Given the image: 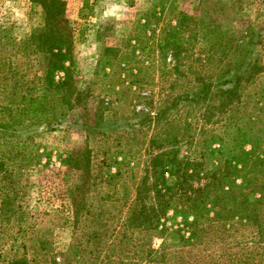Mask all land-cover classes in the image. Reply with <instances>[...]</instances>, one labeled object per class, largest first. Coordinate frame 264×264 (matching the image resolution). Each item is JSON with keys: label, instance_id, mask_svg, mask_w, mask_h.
<instances>
[{"label": "rangeland", "instance_id": "374dc122", "mask_svg": "<svg viewBox=\"0 0 264 264\" xmlns=\"http://www.w3.org/2000/svg\"><path fill=\"white\" fill-rule=\"evenodd\" d=\"M63 1L74 37V107L69 120L61 126L24 122L0 129V187H14L18 192L16 201L22 207L9 222L0 217V264L15 256H24L26 264H99L107 263V257L124 262L133 256L132 251L141 252L139 233L127 243L131 233L126 226L127 208L137 193L146 207L151 204L154 156L171 148L191 154L206 152L199 147L209 136L223 132L237 136L239 128L246 129L250 136L251 130L264 129V99H258V92L264 91V70L250 84H244L243 106L235 108L233 104L224 108L223 114L219 102L210 99L200 104L199 110L180 103L158 122L153 119L139 125L138 119L132 117L147 107L154 118L166 96L195 89V72L214 74L211 80H216L215 75L227 63L222 61L224 56L230 53L222 49L220 38L238 39L245 30L264 31V0ZM153 6L164 8V15L158 24L151 19L154 35L148 30L143 36L140 20ZM171 9L191 17L189 30L198 32L193 49L183 52L178 68L184 72L181 74L173 70L176 63L171 51L158 43L160 27L177 15ZM41 24V9L30 0H0V106L16 105L21 94L31 89V76L42 73L37 64L31 68V56L23 55L22 50L29 32ZM206 30L212 33L206 35ZM210 41L217 45L211 48ZM108 48L112 51L105 52ZM252 48V62L259 60L263 68L264 38ZM213 50L216 61L210 67L195 61L198 55L206 56ZM77 92L80 102L75 104ZM244 102L255 128L244 121L236 123L234 111L243 109ZM81 115L103 126L102 131L87 138L81 125H72ZM203 116H211V120ZM228 123L231 127L224 129ZM130 124L135 126L129 128ZM183 133H187L186 137L180 138ZM252 134L256 146H261L264 132ZM82 148L91 152V179L84 195L86 207L75 225L73 202L81 196L76 199L70 191L78 183V176L67 170L61 160ZM249 148L245 146V150ZM116 172L119 177L107 178ZM5 177L10 178L11 185L2 183ZM257 224L251 227L233 223L226 233L220 232L215 254L217 250L241 258L250 252L259 254L264 248V235L260 236L264 234V220ZM161 243L155 239L153 248L160 249ZM164 243L167 249L177 252L171 234ZM74 251L79 252L76 257ZM140 256L143 255L137 259ZM180 257L179 254L173 263L156 264H178Z\"/></svg>", "mask_w": 264, "mask_h": 264}, {"label": "trees", "instance_id": "16d2710c", "mask_svg": "<svg viewBox=\"0 0 264 264\" xmlns=\"http://www.w3.org/2000/svg\"><path fill=\"white\" fill-rule=\"evenodd\" d=\"M30 1L40 7L42 24L29 32L23 41L22 50L23 55L31 56V68L37 64L42 67V73L31 76V89L21 94L16 105L0 106V129L20 126L24 122L42 123L47 127L61 126L69 120L70 112L74 107V98H71L75 92V63L72 54L74 37L65 16L66 3L63 0ZM156 7H151V12H145L140 20V25L144 29L143 36H146L145 32L148 30L154 35L155 29H151L153 24L151 19L155 21L154 24H158L164 15V8L156 9ZM172 12L177 15L175 14L160 27L158 43L162 49L171 51V58L176 63L173 70L181 74L184 72L179 71L178 68L183 59V52L193 49L198 32L189 30L188 22L192 20L191 17L174 9H171ZM206 31H208L206 35L212 33L210 30ZM263 35L264 31L255 33L253 30H245L238 39L229 36L220 38L222 49L225 52L229 50L230 53L224 56L222 61L227 63L215 75L216 80H211L214 74L205 76L195 72V89L166 96L163 100L164 106L159 108L154 118L147 107L137 111L132 117L138 119L139 125L151 122L153 119L158 122L169 110L177 109L180 103L191 106L194 110L198 107L199 110L200 104H207L210 99L219 102L223 107L222 114L226 110L224 108L233 104L235 108H239L240 104L243 106L244 84H250L264 70L259 60L253 62L251 60L252 47L261 42ZM136 40L139 42L138 38ZM210 42L211 48L219 44L218 40L217 44L215 41ZM111 51L109 48L105 49V52ZM195 61L202 63V66L210 67L216 61L214 50L206 56L198 55ZM13 94L15 93L11 92V95ZM258 99H264V91L258 92ZM75 101V104L80 102L78 92ZM244 105L243 109L234 111L238 118L236 123L240 124L244 121L247 126L252 124L251 126L255 128L252 116H248L246 111L248 105L246 102ZM204 118L211 120V116H203ZM72 125H81L87 138L89 135L100 133L103 128L82 115L75 117ZM134 126L130 124L129 128ZM229 127H231L230 123L226 124L224 129ZM245 130L237 129V136L227 132L209 136L208 140L200 142L202 146L199 147H203L206 152L191 154L171 148L170 151L160 152L154 156L151 160V204L146 207L137 193L138 195L136 194L127 208L126 226L131 232L127 243L129 245L133 241V236L139 233L141 238L138 246L141 252L132 251L133 256L124 262L119 260L113 262L107 257V263L99 264L173 263L172 261L177 259L179 254L181 257L178 259V264H191V262L264 264V248L261 252L258 251L259 254L250 252L244 255V258L227 255L224 250H217V255L214 252L215 242L220 239L219 233H226L233 227V223H245L254 227L258 225V221L264 220V141L261 146H256L252 139V133L264 132V129L260 128L257 132L251 130L250 136L246 135ZM186 134H181L180 138L181 136L185 138ZM163 137L167 141V136L163 135ZM246 145L250 146L249 150H245ZM215 146L218 148L216 149ZM90 155L89 149L82 148L70 152L61 160V164L67 170L77 172L78 176V183L70 191V195L76 199L78 195L81 196L73 202L72 214L75 225L80 219L81 211L86 207L84 195L91 179ZM119 176L120 173L116 172L107 175V178L115 179ZM6 182L11 185L10 178L2 179V183ZM12 195L14 197H11ZM0 196L2 197L1 221L9 222L19 210H22L21 205L16 201L18 192L14 187L11 190L0 187ZM169 234L176 242L177 252L167 249L164 243ZM263 235L260 234L261 237ZM155 239L162 241L158 250L153 248ZM133 245L135 246V243ZM73 253L76 257L79 252ZM139 253L143 256L137 259ZM225 256L227 258L221 260ZM26 263L24 256H15L6 264Z\"/></svg>", "mask_w": 264, "mask_h": 264}]
</instances>
